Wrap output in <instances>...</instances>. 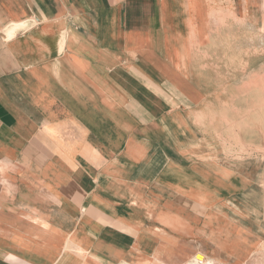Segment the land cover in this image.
<instances>
[{
	"label": "crops",
	"instance_id": "obj_1",
	"mask_svg": "<svg viewBox=\"0 0 264 264\" xmlns=\"http://www.w3.org/2000/svg\"><path fill=\"white\" fill-rule=\"evenodd\" d=\"M259 39L264 0H0V264L264 259Z\"/></svg>",
	"mask_w": 264,
	"mask_h": 264
},
{
	"label": "rangeland",
	"instance_id": "obj_2",
	"mask_svg": "<svg viewBox=\"0 0 264 264\" xmlns=\"http://www.w3.org/2000/svg\"><path fill=\"white\" fill-rule=\"evenodd\" d=\"M239 45H240V50L237 54H234V56H236V61H242L245 60L247 61L248 55H247V47H248V39L245 35H242L240 41H239ZM264 40L263 39H259L257 41V52H256V73H257V78H264ZM263 93V92H261ZM246 105V102H240L239 106H243ZM256 108L257 110H261L264 111V102L262 100L260 101H256ZM257 122L256 125L257 126H263L264 125V118H257ZM263 253L262 249L259 250V248L256 250V261H249L248 260V255H249V249H247V247H241L240 246V255H241V260L239 261V263L237 264H264V259H263V255L261 254ZM204 257L200 254H198L196 257H194L189 263L187 264H197V261H203ZM208 262L209 264H215L212 261H205ZM224 264H232V263H224ZM235 264V263H234Z\"/></svg>",
	"mask_w": 264,
	"mask_h": 264
},
{
	"label": "built area",
	"instance_id": "obj_3",
	"mask_svg": "<svg viewBox=\"0 0 264 264\" xmlns=\"http://www.w3.org/2000/svg\"><path fill=\"white\" fill-rule=\"evenodd\" d=\"M197 264H209V263L208 262H205V261H202V262H198Z\"/></svg>",
	"mask_w": 264,
	"mask_h": 264
},
{
	"label": "bare ground",
	"instance_id": "obj_4",
	"mask_svg": "<svg viewBox=\"0 0 264 264\" xmlns=\"http://www.w3.org/2000/svg\"><path fill=\"white\" fill-rule=\"evenodd\" d=\"M203 261H205V258H204V260ZM198 262H202V261H198Z\"/></svg>",
	"mask_w": 264,
	"mask_h": 264
}]
</instances>
